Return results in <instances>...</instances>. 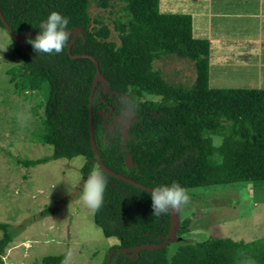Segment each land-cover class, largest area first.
<instances>
[{
	"label": "trees",
	"instance_id": "trees-1",
	"mask_svg": "<svg viewBox=\"0 0 264 264\" xmlns=\"http://www.w3.org/2000/svg\"><path fill=\"white\" fill-rule=\"evenodd\" d=\"M90 1L0 0L11 32L22 34L17 45L7 32L18 60L5 70L13 93L29 97L46 84L44 99L30 111L42 127L33 140L49 145L51 153L16 163L31 167L83 155L87 163L80 166L81 175L98 167L87 130V98L95 74L91 57L100 73L91 99L92 137L106 168L150 188L173 181L186 189L264 183V87L209 86V41L193 36L188 14L160 13L158 0H117L115 42L109 28L89 16ZM97 5L115 10L109 0H97ZM51 11L68 19L67 30L76 31L68 53L66 45L62 53L49 55L35 52L28 43ZM0 28L5 30L1 21ZM167 55L192 63L190 84L169 83L152 68L154 59ZM213 137H219L217 144ZM103 174L104 203L92 220L104 237L116 239L107 250L112 249L108 264H231L233 256H239V264H264V237L250 242L220 237L187 241L170 259V238L161 248L118 252L162 242L169 212L152 215L150 191ZM180 223L177 234L186 231L188 220ZM0 230L1 257L13 234L4 223ZM64 258V252L46 256L42 264H59Z\"/></svg>",
	"mask_w": 264,
	"mask_h": 264
},
{
	"label": "rangeland",
	"instance_id": "rangeland-1",
	"mask_svg": "<svg viewBox=\"0 0 264 264\" xmlns=\"http://www.w3.org/2000/svg\"><path fill=\"white\" fill-rule=\"evenodd\" d=\"M194 0H163L160 12H188ZM113 12L88 4V14L98 18L110 30V39L117 42L112 21L120 15L117 0H109ZM225 6V5H224ZM223 7V6H222ZM222 7L214 8L217 15ZM199 9V7H198ZM236 9V10H235ZM235 9L221 10L225 18H209L194 22L193 35L207 39L208 84L211 87H264V19L245 18L248 10L239 3ZM201 12L204 15V11ZM18 63L7 32L0 28V224H7L13 237L5 246L0 264H42L46 256L65 253L59 264H101L116 244L114 237H104L92 220V213L82 200L83 176L80 155L50 159L31 167L16 159H36L51 153L49 145L33 137L42 131L38 116L30 108L43 100L46 84L25 97L15 94L5 70ZM152 68L161 72L169 83L190 84L194 68L189 60L173 55L152 61ZM154 98V97H153ZM41 113V108H36ZM217 144L219 137H213ZM97 166H93L96 168ZM190 200L175 210L174 231L181 221L188 220L186 231L173 232L167 256L187 241L207 237L230 238L250 242L264 237V183L235 182L224 185L188 189ZM1 235V230H0ZM105 261V260H104ZM239 256L230 257L239 264Z\"/></svg>",
	"mask_w": 264,
	"mask_h": 264
},
{
	"label": "clouds",
	"instance_id": "clouds-1",
	"mask_svg": "<svg viewBox=\"0 0 264 264\" xmlns=\"http://www.w3.org/2000/svg\"><path fill=\"white\" fill-rule=\"evenodd\" d=\"M68 23V19L59 12L51 11L47 19L39 25L40 30L35 37L28 40V43L31 44L35 52L49 55L62 53L69 40ZM80 159L85 164L87 163V158L83 155ZM106 186L107 179L99 167L93 168L90 174L83 178L81 200L92 214H95L103 206ZM149 195L154 216L175 211L190 200L188 189L175 181L169 185L152 188Z\"/></svg>",
	"mask_w": 264,
	"mask_h": 264
},
{
	"label": "water",
	"instance_id": "water-1",
	"mask_svg": "<svg viewBox=\"0 0 264 264\" xmlns=\"http://www.w3.org/2000/svg\"><path fill=\"white\" fill-rule=\"evenodd\" d=\"M0 21H1L5 31L10 34V36L15 40L17 45H20L21 44L20 37L22 36V34H13L11 32V30H10V27L7 25L6 21L4 20L3 16L1 15V13H0ZM68 32L71 33V38L68 41V43L66 44L65 51L67 53L69 52V47L71 46V44L74 41L76 31L75 30H68ZM30 34L33 35V36L36 35L35 33H30ZM70 56L71 57H76V55H70ZM79 56H81V57H89L88 55H79ZM89 58L91 59V61L93 62V65L95 67V74H94V76L92 78V82H91V86H90L89 93H88V98H87V130H88V136H89V143H90L92 152L94 154V157H95V159L97 161L98 167L101 168L105 173H107V174H109L111 176H114V177H116L118 179L126 181V182H128L130 184H133L136 187H139V188L144 189L146 191H150L152 188L143 186V185H141V184H139L137 182H134L130 178H127V177H125V176H123L121 174L115 173V172L109 170L108 168H106L103 165V163L101 162V160H100V158L98 156L97 150H96L94 142H93V137H92L91 99H92V94H93V90H94L95 84H96L97 80L100 77V73H99V70L97 69V63L95 62V60L93 58H91V57H89ZM169 219H170V226H169L168 232H167L165 238L163 239V241L160 242L159 244H142V245H139V246H136V247H133V248H117V251L118 252H133V253H136V252H138L141 249H156V248L163 247L166 244V242L168 241V239L172 236L173 232H174V226H175V222H176L175 211H170L169 212ZM110 255H111V252L106 257L104 264H108Z\"/></svg>",
	"mask_w": 264,
	"mask_h": 264
},
{
	"label": "crops",
	"instance_id": "crops-1",
	"mask_svg": "<svg viewBox=\"0 0 264 264\" xmlns=\"http://www.w3.org/2000/svg\"><path fill=\"white\" fill-rule=\"evenodd\" d=\"M238 2L243 4L245 9L248 10L247 15L246 16L242 15L243 17L250 18L252 16V19H255L256 23H260L264 19V0H194L193 3L188 5V9H187L188 12L187 13L182 12V13L188 14L190 16L191 29H192V33H194L193 32L194 22L196 20L202 19L201 17H203V19L204 17L205 18L208 17L210 21L213 18L215 19L225 18L226 16H224L223 14L221 15L220 13L221 10L226 8V6L231 9H235V6L238 4ZM162 4H163V0H158V11H159V6L160 5L162 6ZM217 7H222V8L219 11V13H217V15L215 14V16H213L214 13L213 9ZM197 11H204V15H202L201 12H197ZM160 13H167V12H160ZM262 39H264V36L258 35V37H255L252 40L255 43L259 44L262 42Z\"/></svg>",
	"mask_w": 264,
	"mask_h": 264
}]
</instances>
